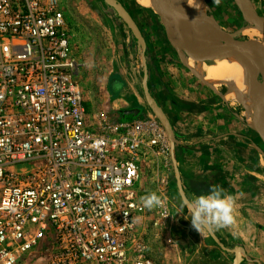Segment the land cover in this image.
Instances as JSON below:
<instances>
[{
  "label": "built area",
  "instance_id": "obj_1",
  "mask_svg": "<svg viewBox=\"0 0 264 264\" xmlns=\"http://www.w3.org/2000/svg\"><path fill=\"white\" fill-rule=\"evenodd\" d=\"M79 67L59 0H0V264L42 244L48 264H154L137 185L167 134L155 116L92 127Z\"/></svg>",
  "mask_w": 264,
  "mask_h": 264
},
{
  "label": "rangeland",
  "instance_id": "obj_2",
  "mask_svg": "<svg viewBox=\"0 0 264 264\" xmlns=\"http://www.w3.org/2000/svg\"><path fill=\"white\" fill-rule=\"evenodd\" d=\"M118 1L133 16L145 39L148 86L152 96L157 97L158 89L163 85L167 86L171 93H175L176 88L182 87L181 91L186 95L210 96L213 93L210 88L213 86L193 74L182 62L178 52L169 44L164 27L156 15L151 13L150 9L140 6L136 0ZM203 1L207 7V14L224 29L234 31L242 26L243 17L233 0H220L218 4L215 0ZM254 1L258 6L251 4L252 7L264 17V1ZM59 2L66 20L73 53L80 64L77 79L83 93L88 123L96 127L103 115L112 120L155 116L146 103L142 91L141 51L126 24L117 19L114 12L102 0H59ZM126 35L133 40V48L130 50L123 44ZM248 37L240 34L241 40H247ZM262 42L264 45V39ZM170 85L171 87H168ZM223 87L225 88L224 85ZM228 88V94L234 93L232 95L237 97L238 92V96L242 95L235 87ZM240 98L243 100L242 96ZM168 157L169 155L165 154V156L153 155L150 158H142L137 188L141 197L149 192H156L160 197L165 196L170 206L176 197L172 196L176 192V187ZM165 178L167 184L161 185V180ZM170 196H172L171 201ZM183 220H185L184 215L178 219L180 225L187 224ZM172 224H174V214L169 213L168 217L162 219L159 218L155 208L146 209L145 214L138 220L137 233L144 238L154 264H183L179 245L173 239L172 233L175 227ZM178 231L183 235L181 228ZM17 264H48L44 245L23 256Z\"/></svg>",
  "mask_w": 264,
  "mask_h": 264
},
{
  "label": "crops",
  "instance_id": "obj_3",
  "mask_svg": "<svg viewBox=\"0 0 264 264\" xmlns=\"http://www.w3.org/2000/svg\"><path fill=\"white\" fill-rule=\"evenodd\" d=\"M132 41L126 35L124 47L133 48ZM163 86L158 89L159 96H153L175 133L176 142L168 152L176 187L172 194L176 204H170V213L174 214L172 234L183 264H232V249L240 252L239 264H264V145L246 123L238 98L230 96L223 85L211 87L210 96L186 95L182 87L171 93ZM177 176L187 200L208 194L213 184L235 198V224L212 231L226 250L207 232L203 236L198 233L189 218L183 220L187 224H179L187 210L178 212L184 204Z\"/></svg>",
  "mask_w": 264,
  "mask_h": 264
},
{
  "label": "water",
  "instance_id": "obj_4",
  "mask_svg": "<svg viewBox=\"0 0 264 264\" xmlns=\"http://www.w3.org/2000/svg\"><path fill=\"white\" fill-rule=\"evenodd\" d=\"M106 6L114 12L117 19L122 20L130 30L138 49L141 51L142 61V79L141 86L143 95L148 106L155 113L156 118L163 126L172 148L175 141L173 128L156 101L152 96L148 79L147 70V46L145 39L124 5L118 0H102ZM152 12L156 15L164 31L169 44L180 55V51L192 55L193 50L204 52L211 60L224 58H239L244 75L249 84V99L243 101L238 98L240 109L243 113L246 123L257 134L259 140L264 145V116L258 109V97L264 91V45L263 43L241 40L242 27L228 31L224 29L211 15H186L178 11L182 0H152ZM243 19L248 18L264 33V17L260 15L251 5L250 1L246 3L241 0H233ZM191 27V28H190ZM181 57V55H180ZM183 62V61H182ZM228 90V89H227ZM229 92V91H228ZM177 179V188L183 204L187 199L183 193L179 177ZM213 240L224 250V246L216 238L212 231H206ZM235 254L232 264L240 263V252L232 249Z\"/></svg>",
  "mask_w": 264,
  "mask_h": 264
},
{
  "label": "bare ground",
  "instance_id": "obj_5",
  "mask_svg": "<svg viewBox=\"0 0 264 264\" xmlns=\"http://www.w3.org/2000/svg\"><path fill=\"white\" fill-rule=\"evenodd\" d=\"M241 1L245 2L246 0ZM136 2L142 7L154 8L152 0H136ZM181 3L182 4L178 7V11L182 14L197 16L204 15L206 12V6L203 0H182ZM244 21L246 23L242 27V35L249 36L247 40L250 42L261 43L264 39V33L260 31L250 19L246 18ZM191 54L192 55H189L180 51L181 60L193 74L213 87H218L220 85H224L227 88L235 87L242 93V95L238 96V92L235 91L237 92V98L241 99L240 96H242L244 101H248L250 93L249 84L244 75L242 63L239 58L211 60L204 52L198 50H193ZM232 94H230V96ZM257 104L261 116H264V91L259 95Z\"/></svg>",
  "mask_w": 264,
  "mask_h": 264
},
{
  "label": "clouds",
  "instance_id": "obj_6",
  "mask_svg": "<svg viewBox=\"0 0 264 264\" xmlns=\"http://www.w3.org/2000/svg\"><path fill=\"white\" fill-rule=\"evenodd\" d=\"M215 2L218 4L220 0ZM235 203L232 195L226 194L222 187L213 184L208 194L195 195L178 212L182 213L186 209L185 219L190 217L191 226L203 236L206 231L229 228L235 224ZM140 204L143 208L152 210L164 207L165 202L156 192H149L140 197Z\"/></svg>",
  "mask_w": 264,
  "mask_h": 264
},
{
  "label": "trees",
  "instance_id": "obj_7",
  "mask_svg": "<svg viewBox=\"0 0 264 264\" xmlns=\"http://www.w3.org/2000/svg\"><path fill=\"white\" fill-rule=\"evenodd\" d=\"M151 12V11H150Z\"/></svg>",
  "mask_w": 264,
  "mask_h": 264
}]
</instances>
